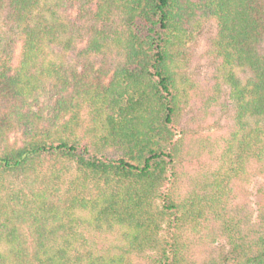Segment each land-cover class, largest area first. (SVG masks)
<instances>
[{
  "label": "trees",
  "instance_id": "1",
  "mask_svg": "<svg viewBox=\"0 0 264 264\" xmlns=\"http://www.w3.org/2000/svg\"><path fill=\"white\" fill-rule=\"evenodd\" d=\"M209 20L235 111L223 157L264 173V0H0V264H189L204 205L175 185L199 149L182 70ZM232 241L223 264H264V207Z\"/></svg>",
  "mask_w": 264,
  "mask_h": 264
},
{
  "label": "rangeland",
  "instance_id": "2",
  "mask_svg": "<svg viewBox=\"0 0 264 264\" xmlns=\"http://www.w3.org/2000/svg\"><path fill=\"white\" fill-rule=\"evenodd\" d=\"M217 22L209 20L189 40L183 63L186 93L182 100L179 129L194 138L199 149L186 156L176 182L178 196L203 204L181 234L184 257L189 264H223L234 254L239 232H258L264 207V173L250 163L245 174L235 175L223 157L235 126L234 104L229 88L216 77L217 59L208 52ZM167 240L169 233L163 232ZM94 237L102 246L105 237ZM156 252L133 254L132 264H156ZM232 263V261H231Z\"/></svg>",
  "mask_w": 264,
  "mask_h": 264
}]
</instances>
